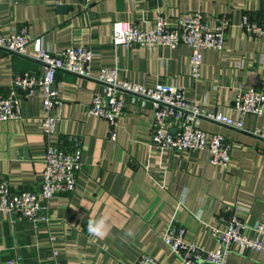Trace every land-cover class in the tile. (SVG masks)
<instances>
[{
    "label": "crops",
    "instance_id": "0c3cea01",
    "mask_svg": "<svg viewBox=\"0 0 264 264\" xmlns=\"http://www.w3.org/2000/svg\"><path fill=\"white\" fill-rule=\"evenodd\" d=\"M192 11H199L208 27L220 15L229 20L222 49L202 51L198 78L187 72L185 45L124 49L110 43L113 21L142 29L157 14ZM243 13L264 24V0H0V33L26 24L31 52L40 44L51 50L84 46L94 53L89 77L58 71L55 80L64 101L55 137L83 140L75 188L50 199L46 225L0 214V264L14 259L22 264H132L140 253L158 264H182L161 240L169 222L183 226L186 240L208 249L216 246L209 227L222 228L230 213L248 225L256 223L264 213V140L249 131L264 129V113L245 115L246 131L200 122L229 146L226 167L209 164L204 150L175 153L149 145L151 109L142 98L125 96L114 141L107 137L106 122L87 113L102 67H116L120 77L146 86H180L203 109L229 113L236 87L264 81V36L244 33L239 25ZM41 71L36 60L0 48V90L16 73ZM41 104L39 91L21 96L20 118L0 121V179L12 189L36 188L40 179L45 152ZM90 220H103V238L89 233ZM128 231L133 235L126 236ZM261 240L260 250L235 249L226 264H264V236ZM52 247L58 250L55 257Z\"/></svg>",
    "mask_w": 264,
    "mask_h": 264
},
{
    "label": "built area",
    "instance_id": "2783aa9c",
    "mask_svg": "<svg viewBox=\"0 0 264 264\" xmlns=\"http://www.w3.org/2000/svg\"><path fill=\"white\" fill-rule=\"evenodd\" d=\"M239 25L246 35L264 36V24L248 13L242 14ZM228 26L229 20L225 15L216 17L214 25L208 27L199 11L175 17L157 14L151 24L142 29L130 21H113L110 43L124 49L185 45L189 49L187 72L191 77L198 78L202 51L221 50ZM31 40L26 24L13 28L6 35L0 33L1 49L30 57L42 67L40 75L30 72L14 74L9 86L0 90V121L19 119L21 96L40 92L41 126L45 141L44 167L37 187L33 189H12L7 180L0 179V214L19 216L34 225H46L51 219L50 199L56 194L74 190L83 152L82 137L70 135L60 140L55 137L58 113L64 105L55 87L56 74L63 71L89 77V62L94 53L91 48L84 46L51 50L40 44L31 52ZM95 80L99 88L91 94L87 113L106 122L109 140L114 141L116 138L125 96L132 95L147 100L150 105L152 124L149 145L175 153L204 150L211 165H228L229 146L219 133L202 129V120L246 131L243 128V117L264 113V81L257 86L236 87L229 104L230 112L225 113L203 109L187 98L180 86L163 83L146 86L129 81L118 75L116 67L100 68ZM249 133L264 140V129H253ZM209 233L216 241V246L211 249L186 240L183 226L169 222L161 240L182 264H226L228 255L235 249L258 251L262 248L264 213L256 223L248 225L232 212L224 219L222 228L209 227ZM57 253V248L52 247L51 254L55 257ZM9 264L22 263L14 259ZM132 264L158 263L151 255L140 253Z\"/></svg>",
    "mask_w": 264,
    "mask_h": 264
},
{
    "label": "clouds",
    "instance_id": "9594fccd",
    "mask_svg": "<svg viewBox=\"0 0 264 264\" xmlns=\"http://www.w3.org/2000/svg\"><path fill=\"white\" fill-rule=\"evenodd\" d=\"M103 220L100 221H89L88 224V231L91 235L103 238L106 235V232L103 230ZM133 233L131 231H128L126 233V236H132Z\"/></svg>",
    "mask_w": 264,
    "mask_h": 264
},
{
    "label": "water",
    "instance_id": "95a60500",
    "mask_svg": "<svg viewBox=\"0 0 264 264\" xmlns=\"http://www.w3.org/2000/svg\"><path fill=\"white\" fill-rule=\"evenodd\" d=\"M58 9L61 10V11H64L65 7H64L63 5H60V6L58 7ZM256 88L258 89V87H256Z\"/></svg>",
    "mask_w": 264,
    "mask_h": 264
}]
</instances>
